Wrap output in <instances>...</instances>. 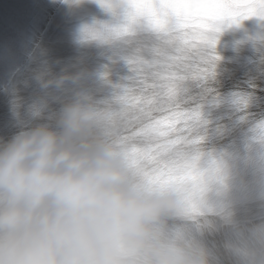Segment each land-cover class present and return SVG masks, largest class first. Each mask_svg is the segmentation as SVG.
Wrapping results in <instances>:
<instances>
[{"label":"clouds","instance_id":"clouds-1","mask_svg":"<svg viewBox=\"0 0 264 264\" xmlns=\"http://www.w3.org/2000/svg\"><path fill=\"white\" fill-rule=\"evenodd\" d=\"M167 28L181 0L146 4ZM210 26L264 15V0H213ZM118 121L76 101L56 126L22 123L0 139V264H210L169 221L194 210L189 187L147 175L125 154Z\"/></svg>","mask_w":264,"mask_h":264},{"label":"bare ground","instance_id":"bare-ground-1","mask_svg":"<svg viewBox=\"0 0 264 264\" xmlns=\"http://www.w3.org/2000/svg\"><path fill=\"white\" fill-rule=\"evenodd\" d=\"M127 3L138 15L146 16L145 5L159 4L160 0H0V103L4 104L0 106L3 107L0 110V139L6 140L19 130L18 125L22 124L20 118L26 115L24 112L44 115H31L26 122L28 124L40 120L55 127L61 110L76 101L90 107L101 106L102 109L95 110L98 113L119 110L118 97L129 86L132 75L129 61L134 58L150 59L156 49L169 51V54L174 51L167 33L155 31L147 25L129 28ZM181 3L184 11L177 21V28L185 40L196 37L202 28H206L214 33L204 40H217L212 49L217 51L216 46H225V52L240 51L224 57L232 63L229 67L212 61L216 64L201 69L196 65H202V60L208 59L204 55L205 59L199 58L196 52L198 49L208 50L202 46L205 41L201 40V44L194 46L184 41L190 53L185 57V67L189 69L195 65L187 73L188 76L201 69L203 75L199 78H202L210 69L206 79L190 81L194 83L192 86L198 83L203 86L202 81H208L207 86L211 89L208 87L207 91L210 92L217 90L218 85L249 83L252 89L248 88L245 94L252 93V99H257V104L252 100V109L264 118V59L252 60L253 53L264 52V47H247L252 37L249 40L245 37L247 33L260 32L262 35L258 41L264 44V18L252 19L249 16L242 22L232 24V21H225L210 26L205 20L212 16L209 5L213 0H181ZM251 61L252 81L242 74ZM108 80L112 81L108 84L117 88L108 89L103 84ZM101 96L107 97L102 99ZM9 118L14 123L8 121ZM17 118L19 124H15ZM258 120L252 122V130L260 126ZM259 144H253L252 155L260 154L253 152L261 149ZM259 164H264V160ZM255 166L256 163H252V176L256 174ZM223 169L230 170L231 166L226 163ZM232 175L241 177L237 173ZM233 180L230 178V182ZM221 184L225 186L227 181L223 180ZM231 194L224 192L219 198ZM233 194L236 195L237 191ZM213 195L212 192L198 198L190 195L194 210L169 221V228L188 238L193 231L196 232L194 239L208 254L210 264H264V211L261 212L257 206L262 200L257 203L258 199L253 201L248 194L234 197L241 199L234 200L230 209H223H228L229 220L235 217L244 220L228 224L215 219L207 220L203 214L202 205L212 208L216 204L208 199L218 201ZM244 202L254 204L256 210L253 214L252 207L239 206ZM205 225H208L207 229Z\"/></svg>","mask_w":264,"mask_h":264},{"label":"rangeland","instance_id":"rangeland-1","mask_svg":"<svg viewBox=\"0 0 264 264\" xmlns=\"http://www.w3.org/2000/svg\"><path fill=\"white\" fill-rule=\"evenodd\" d=\"M250 17L252 19L264 18V15L253 14ZM247 18L237 19L231 23L242 22ZM213 33L214 32L211 30L202 28L201 33L196 35V37L187 38L185 41L191 42L190 44L194 46L197 43L201 44V40H204L207 35ZM261 35L260 32L252 35L247 33L245 37H247L248 40L252 37V42L249 41L250 43L247 47L252 48L255 45L257 47H264V44L258 41ZM204 41L205 44L202 46L208 50H202L201 57L204 58L205 56L210 61L206 60L207 64L203 63L202 65H196V67H200L201 69H206L216 63L229 67L228 65H232V63L224 57L238 54L235 52H240H225L226 50H223L226 49L225 46H216L219 50L215 51L211 47L216 44L217 40L212 42L208 40ZM163 52L170 53L169 51ZM232 52H234V54H228ZM256 53L263 54L264 52L256 51L253 53L252 60H259V57L264 59V55H257ZM198 57L200 58L199 55ZM240 60L241 59H239V61ZM187 66L190 67V64L187 63ZM191 68L186 69L187 73ZM201 69L198 73L189 75L190 79H197L200 75H203ZM242 74H245L247 78L249 77L252 81V61L247 70H244ZM111 82L112 81L108 80L103 84L108 89L117 88V86L108 84ZM202 82L203 86L198 83V85L193 87L192 84L194 83H190V81H186L180 86L178 100L181 102V110L195 117L186 134L192 140H195L196 143L192 144L189 142L190 146H186L185 149L181 150L178 158L179 162L175 167L171 170H164V173L168 174L165 178H171L187 185L189 187V195L193 197L198 198L202 194L209 195L210 192L214 193L215 195H213V197L218 198V201L212 199H208V201L216 203L215 206L210 208L209 205H202L204 210L203 214L206 215L205 217L207 220L215 219L217 221H224L228 224H230L229 222L233 223V221L242 222L241 220H244V218L235 217L229 220L227 216L229 214V211H227L230 209L229 207H233L234 202L241 199H234V197L236 198L241 194H248L249 198L252 200L257 198V203L262 200L261 204L257 206L260 208L261 212L264 211V164H259V162L264 160V130H261L262 126H264V120L262 121L264 118L261 113H256L255 109H252V100L257 104V99H252V93L245 94L248 88L252 89L249 83L240 86L218 85L216 87L217 90L208 92V81ZM209 89H211V86ZM106 97L101 96L102 99ZM261 99L262 98L259 99V103H261ZM2 104L0 103V106H2ZM91 108L94 110L102 109L101 106H92ZM2 109L3 107L0 108V110ZM62 111L63 109L59 115H61ZM24 113L26 115L20 118L22 123H26L31 115L44 116L43 114L31 112ZM256 120H258L257 122L260 123V126L252 130V122ZM8 121L14 123L12 118H9ZM19 122V118H17L15 124H19ZM36 123L42 122L40 120H35L30 124L34 125ZM170 123L176 126L175 118ZM15 124L12 126L14 127ZM239 130H241V132H237ZM257 142H260L259 146L261 149L253 152H260V154L252 155V146ZM184 154L186 159L184 158ZM226 163H229V166H231L230 170L223 169ZM252 163H256L254 167V169H256V174L253 176ZM233 172L241 175V177L232 175L235 174ZM207 175L208 179L205 182ZM230 178L234 180L230 182ZM223 180L227 181L225 186L221 184ZM236 191L237 194L234 195L233 192ZM224 192H231L232 194L224 195L222 198H219ZM252 196L255 197L252 198ZM223 204L224 206H222ZM250 204L252 206H250ZM246 205V208L252 207L253 214L256 210L254 204L247 202L239 204V206ZM221 207L222 209L223 207H228V209L221 210ZM251 209L249 211H251ZM243 216L247 217L248 215ZM205 228L207 229L208 225H205ZM229 234H231V232H229ZM196 235L197 233L193 231L191 238L194 239ZM198 235L200 237V234ZM200 239L201 242L204 241L201 237Z\"/></svg>","mask_w":264,"mask_h":264},{"label":"snow or ice","instance_id":"snow-or-ice-1","mask_svg":"<svg viewBox=\"0 0 264 264\" xmlns=\"http://www.w3.org/2000/svg\"><path fill=\"white\" fill-rule=\"evenodd\" d=\"M127 18L129 28L147 25L150 29L167 33L174 51L168 54L156 49L150 59L129 61L132 75L129 86L118 97L119 110L98 113V117L104 121H118L122 125L118 139L126 156L138 169L152 175L173 169L179 162L181 150L190 146L189 142L196 143L186 134L195 117L182 111L178 100L182 83L192 81L185 67V57L190 53L184 46L185 37L175 20L167 28H158L146 16L134 12L129 3ZM201 53L202 49H198L200 58ZM208 75L209 68L202 78L195 81ZM174 118L176 126L170 123ZM207 179L208 175L205 182Z\"/></svg>","mask_w":264,"mask_h":264}]
</instances>
